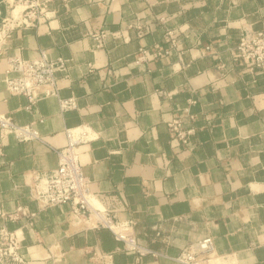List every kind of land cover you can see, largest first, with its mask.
<instances>
[{
    "label": "crops",
    "instance_id": "crops-1",
    "mask_svg": "<svg viewBox=\"0 0 264 264\" xmlns=\"http://www.w3.org/2000/svg\"><path fill=\"white\" fill-rule=\"evenodd\" d=\"M17 1L0 0V27ZM48 17L0 45V114L42 139L0 137V227L20 229L28 264H178L207 237L210 264H264V69L249 70L234 50L246 31H264V0H54ZM135 21L150 32L138 37ZM101 30L109 34L98 47L89 35ZM167 31L178 45L157 57ZM141 49L148 57L136 63ZM42 53L66 67L55 73L58 97L28 109L5 73L10 58ZM68 98L76 108L61 112ZM186 107L195 135L183 147L166 124ZM83 127L92 139L76 152L94 200L162 256L126 251L109 230L71 218L69 204L30 199L33 175L57 167L65 131ZM17 205L32 225L2 219Z\"/></svg>",
    "mask_w": 264,
    "mask_h": 264
},
{
    "label": "built area",
    "instance_id": "built-area-1",
    "mask_svg": "<svg viewBox=\"0 0 264 264\" xmlns=\"http://www.w3.org/2000/svg\"><path fill=\"white\" fill-rule=\"evenodd\" d=\"M54 0H18L0 27V45L15 29H32L43 24L49 17V6ZM159 22L163 18L158 19ZM129 28L136 31L138 37H143L150 32L148 26L140 22H133ZM108 31L101 30L91 33L89 36L101 46L108 36ZM168 47L155 49L157 57L167 56L178 45V39L172 31L164 34ZM235 56L241 60L249 70L264 69V31L252 33L246 31L238 40L235 48ZM148 50L141 49L136 63L143 62L148 57ZM66 61L62 58L50 61L42 53L38 60H25L20 57L9 59V69L6 71L7 89L15 95L24 96L28 101V109L45 97H58L56 71L63 70ZM224 69L223 65L219 67ZM14 74V75H11ZM61 112L76 108L74 98L59 99ZM194 119L189 108L183 109L182 113L167 122L168 131L178 145L187 147L190 145L195 129L185 125V119ZM67 146L57 151L58 165L47 174H34L29 187V197L40 208L55 207L69 204L70 216L75 220H85L96 229L109 230L114 238L123 242L124 249L134 252L139 256L151 255L154 257L162 254L140 245L131 231V223H120L107 210L96 206L92 194L89 191L88 179L82 172L79 164L76 148L79 144L91 140L90 133L85 127L67 129ZM13 135L20 142L42 141L38 132L31 125L17 126L9 116L0 114V137ZM3 152L0 146V160ZM34 214L29 213L21 205H17L13 213H2V219L6 221L24 220L25 225H32ZM20 229L8 230L4 225L0 227V264H28L21 254ZM214 243L211 237L204 238L188 245L174 259L178 264H210L214 259Z\"/></svg>",
    "mask_w": 264,
    "mask_h": 264
},
{
    "label": "bare ground",
    "instance_id": "bare-ground-1",
    "mask_svg": "<svg viewBox=\"0 0 264 264\" xmlns=\"http://www.w3.org/2000/svg\"><path fill=\"white\" fill-rule=\"evenodd\" d=\"M96 206H99L96 201L93 202Z\"/></svg>",
    "mask_w": 264,
    "mask_h": 264
}]
</instances>
